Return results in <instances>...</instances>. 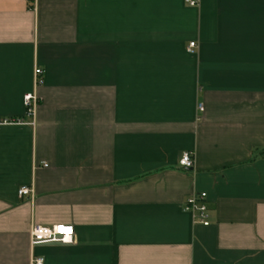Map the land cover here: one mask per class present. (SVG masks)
<instances>
[{
  "label": "crops",
  "instance_id": "crops-1",
  "mask_svg": "<svg viewBox=\"0 0 264 264\" xmlns=\"http://www.w3.org/2000/svg\"><path fill=\"white\" fill-rule=\"evenodd\" d=\"M261 152L264 0H0V264H264Z\"/></svg>",
  "mask_w": 264,
  "mask_h": 264
},
{
  "label": "built area",
  "instance_id": "built-area-1",
  "mask_svg": "<svg viewBox=\"0 0 264 264\" xmlns=\"http://www.w3.org/2000/svg\"><path fill=\"white\" fill-rule=\"evenodd\" d=\"M23 1H35V0H23ZM190 4H194L193 1H189ZM195 46L194 42H189L187 46V51L191 52L192 48ZM43 70L36 66L33 70V90L27 92L23 95L22 103L25 109V114L30 117L29 124H34V117L36 113V108L39 103V97L36 94V88L40 86L43 82L42 78ZM201 110V105H199ZM15 122L23 123L22 120L16 119ZM179 166L182 168H192L193 167V157L191 152L185 151L181 154L178 160ZM31 193V189L26 186H21L17 190L19 196L27 195ZM184 208L188 210L195 222L207 226L208 222V206L207 198L205 192H194L191 194L184 203ZM73 229L69 224L56 223L50 226H44L39 224H32L29 229V244L32 248L33 246L41 243L47 242H61L69 243L72 241ZM44 258L42 256L36 257L31 255L29 264H42Z\"/></svg>",
  "mask_w": 264,
  "mask_h": 264
},
{
  "label": "trees",
  "instance_id": "trees-1",
  "mask_svg": "<svg viewBox=\"0 0 264 264\" xmlns=\"http://www.w3.org/2000/svg\"><path fill=\"white\" fill-rule=\"evenodd\" d=\"M262 155H264V152H261Z\"/></svg>",
  "mask_w": 264,
  "mask_h": 264
}]
</instances>
